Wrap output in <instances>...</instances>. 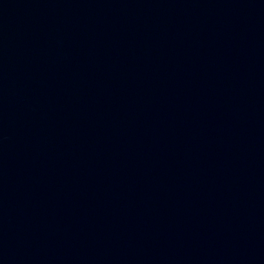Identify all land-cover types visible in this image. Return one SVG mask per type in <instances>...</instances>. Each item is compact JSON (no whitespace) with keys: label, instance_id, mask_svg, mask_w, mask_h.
<instances>
[{"label":"water","instance_id":"water-1","mask_svg":"<svg viewBox=\"0 0 264 264\" xmlns=\"http://www.w3.org/2000/svg\"><path fill=\"white\" fill-rule=\"evenodd\" d=\"M0 264H264V0H0Z\"/></svg>","mask_w":264,"mask_h":264}]
</instances>
